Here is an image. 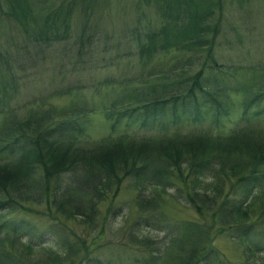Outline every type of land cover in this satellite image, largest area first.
<instances>
[{
    "label": "trees",
    "instance_id": "trees-1",
    "mask_svg": "<svg viewBox=\"0 0 264 264\" xmlns=\"http://www.w3.org/2000/svg\"><path fill=\"white\" fill-rule=\"evenodd\" d=\"M150 2L160 18L158 24L140 32L131 26L125 32L129 41L134 39L135 54L131 53L147 66L146 75L145 69L137 76L98 83L112 85L107 105L101 108L108 132L120 121L144 124L149 119L151 123L166 113L179 119L186 107L194 111L192 121L208 117L218 122L236 104L239 120L245 123L222 135L198 130L149 136L106 133L90 138L85 125L93 107L85 101L31 111L24 118L8 116L0 123V264L26 260V264H73L68 256L50 249L30 261L23 247L29 251L32 245L22 242V249L18 248L20 238L14 235L18 225L7 223V218L14 213L43 214L56 220L74 219L91 229L97 215H104L101 226L105 215H116L117 196L127 180L135 185L131 209L136 228L160 230L165 205H188L198 218L170 224L173 237L166 247L165 243L154 246L153 240L137 236L133 225H128L124 243L148 252L152 264L162 263L167 252L169 264H183V260L195 264L223 232L241 243L242 247L234 242L243 251L240 256L259 260L261 255L264 264V119H257L264 118V63L232 69L250 71L245 84L218 77V71H227L215 61L213 51L222 25L223 0H136L132 6ZM102 4L103 12H108L105 0H0V26L13 25L20 42L39 50L67 41L76 30L73 18L79 21L77 26L84 23L82 27L95 33L84 20L93 15V6ZM82 30L75 37L78 52L94 39ZM4 43L1 40L0 47ZM172 50L191 58L200 53V67L195 72L190 67L177 72L176 64L168 60H158L161 68L156 67L158 55ZM8 57L0 50L2 106L12 89L6 78L14 80ZM208 77L212 80L206 82ZM229 93L240 94V99L234 102ZM66 248L75 253L70 245Z\"/></svg>",
    "mask_w": 264,
    "mask_h": 264
},
{
    "label": "rangeland",
    "instance_id": "rangeland-1",
    "mask_svg": "<svg viewBox=\"0 0 264 264\" xmlns=\"http://www.w3.org/2000/svg\"><path fill=\"white\" fill-rule=\"evenodd\" d=\"M105 1H108L110 5L108 12L105 11L107 14L103 12L105 5L102 4L101 7L96 5V8L92 7L93 15L84 20L92 24L95 33L82 27L84 23L80 27L77 26L75 23L79 21L73 18L71 21L76 30L72 35L70 34L67 41L54 42L51 46L39 50L29 43L20 42V36L16 34V28L13 25L0 26V44L1 40L6 41L4 48L1 45L0 50L10 56L8 62L14 76V80L6 78L12 89L8 87L9 99H6L7 103L4 106L1 104L0 89V108L4 110L3 113L0 112V123L8 116L24 118L31 111H43L49 107L63 108L71 103L82 101L93 107L92 113L89 114V121L85 125V131L90 138H99L106 133L149 136L198 130L222 135L229 128L245 123L243 119L239 120L241 112L236 108V104L232 113L218 122L208 117L192 121L194 114L192 107H186L185 113L180 112L182 109L180 110L179 107L178 110L182 114L179 119L166 113L162 118L157 117L156 121L151 123L149 119L144 124L136 120L128 123L120 121L111 129L112 131L108 132V124L103 119L101 108L103 104L107 105L112 85L104 86L98 83L110 77L123 79L137 76L138 72L146 69L147 66L143 67L131 53L135 54L131 43L134 39L129 41L127 35L131 26L138 28L140 32L157 25L160 18L157 16L153 2L133 7L132 4L136 0ZM220 18L222 25L213 48L214 59L227 71H218L217 75L225 82L239 81L245 84L251 75L250 71L241 69L232 72V69L264 63V0H223ZM80 30L85 34L93 35L94 39L92 44L89 46L84 44L83 50L78 52L75 37L80 34ZM132 37L130 35V39ZM187 55L180 56V53L172 50L167 54L158 55L157 63L158 60L159 62L168 60L169 64H176L173 67L177 72L180 68L189 67L190 72L197 71L202 61L200 53L192 58L190 54L188 57ZM183 56H185L184 60L180 61ZM157 63L155 66L161 68L160 63ZM146 72L147 69L144 72L145 75ZM208 72L211 73V71ZM211 80V77H208L206 82ZM206 88L210 87L206 86ZM229 97L236 102L240 99V94L229 93ZM257 119L264 118L257 116ZM134 188L132 180L124 181L117 196L116 204L119 208L116 215H105L107 219L102 220L101 226L100 221L104 215H97L91 229L74 219L56 220L43 214L33 215V213L29 216L14 213V216L7 218V223L12 221L18 225L19 231L14 235L20 238L16 241L19 249H22L19 244L22 242L32 245L29 251L23 247V250L28 253L26 254L30 256V261L43 256L45 249H50L68 256L73 264H78L79 261V264H152L148 258V252L129 248L124 243L125 229L128 225H133L135 233H139L137 236H145L153 240L154 246H162L165 243L164 247H166L173 237L170 234V230L173 231L170 224L177 220L197 221L198 218L188 205L182 208L165 205L164 222L160 230L140 225L136 228L133 224L136 217L131 209ZM214 238L211 248L207 249L203 257L210 261L200 259L195 264H246L243 257L247 258V262L251 260L254 264L261 263V255L258 257L259 260L250 259L246 254L240 256L243 251L236 243L241 247L242 245L229 233L223 232ZM68 245L75 250L74 254L67 250ZM158 254L161 256L162 252L158 251ZM170 255L167 252L162 263L153 264H169ZM183 261L185 264V260Z\"/></svg>",
    "mask_w": 264,
    "mask_h": 264
}]
</instances>
